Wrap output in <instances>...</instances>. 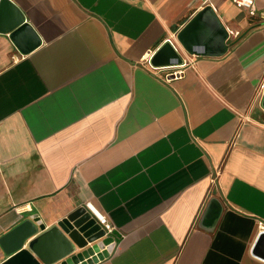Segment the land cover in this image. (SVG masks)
I'll list each match as a JSON object with an SVG mask.
<instances>
[{"label": "crops", "instance_id": "crops-1", "mask_svg": "<svg viewBox=\"0 0 264 264\" xmlns=\"http://www.w3.org/2000/svg\"><path fill=\"white\" fill-rule=\"evenodd\" d=\"M10 2L39 44L0 29V238L90 204L115 240L94 264H264V20L230 0ZM206 5L238 33L219 56L175 39ZM168 39L169 80V53L150 61Z\"/></svg>", "mask_w": 264, "mask_h": 264}, {"label": "water", "instance_id": "water-1", "mask_svg": "<svg viewBox=\"0 0 264 264\" xmlns=\"http://www.w3.org/2000/svg\"><path fill=\"white\" fill-rule=\"evenodd\" d=\"M5 27L16 47L23 53L39 44V37L23 14L10 0H1L0 29ZM229 33L210 5L204 6L177 32L175 39L190 55L219 56L228 48ZM168 52V59L161 66H175L183 58L169 40L151 56V63ZM264 108V91L261 98ZM221 205L211 198L204 215L213 220L219 215ZM25 220L0 238L1 252L7 258L0 264H94L113 251L114 238L106 234L85 206H79L60 218L53 226L36 237L30 238L41 222ZM56 251L50 254L49 251ZM253 252L264 257V230L255 242Z\"/></svg>", "mask_w": 264, "mask_h": 264}, {"label": "built area", "instance_id": "built-area-1", "mask_svg": "<svg viewBox=\"0 0 264 264\" xmlns=\"http://www.w3.org/2000/svg\"><path fill=\"white\" fill-rule=\"evenodd\" d=\"M230 1L236 7L247 11L251 16H257L258 18L264 20V6L259 7L257 5L258 0H230ZM262 1H264V0H262ZM228 33H229L228 39H231L232 35L235 37L238 34L236 32L232 33V31H229V30H228ZM185 62H186V60L183 59L182 64L175 65V66H169L170 70L165 73L166 79L169 80L171 77H176L177 75H179L181 72L180 66L184 65ZM87 208L90 210L91 214L95 217L96 221L105 230L106 234H109L113 231V225L107 220V218L104 214H101L98 210H96L90 204H87Z\"/></svg>", "mask_w": 264, "mask_h": 264}]
</instances>
